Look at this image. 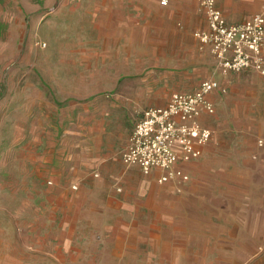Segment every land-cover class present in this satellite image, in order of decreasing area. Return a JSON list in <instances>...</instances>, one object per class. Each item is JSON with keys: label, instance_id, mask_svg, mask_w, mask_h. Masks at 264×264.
I'll return each instance as SVG.
<instances>
[{"label": "rangeland", "instance_id": "1", "mask_svg": "<svg viewBox=\"0 0 264 264\" xmlns=\"http://www.w3.org/2000/svg\"><path fill=\"white\" fill-rule=\"evenodd\" d=\"M167 1L0 0V264H51L85 236L113 238L99 245L136 264H224L231 243L211 235L234 216L264 218L258 74H234L212 96L203 123L215 143L186 168L191 192L167 194L122 162L145 109L216 77L194 36L203 14L181 19L188 0ZM219 1L233 16L248 6Z\"/></svg>", "mask_w": 264, "mask_h": 264}, {"label": "built area", "instance_id": "2", "mask_svg": "<svg viewBox=\"0 0 264 264\" xmlns=\"http://www.w3.org/2000/svg\"><path fill=\"white\" fill-rule=\"evenodd\" d=\"M167 2L161 0L163 5ZM196 2L206 27L196 30L194 36L209 48L221 75L250 72L264 77V9L229 23L216 0ZM217 91L224 93L226 87L207 79L193 92L172 94L165 106L145 109L122 152L123 164L137 166L144 175L155 176L158 185H171L182 193L191 179L187 165L204 153L213 136L201 117L214 113L209 95Z\"/></svg>", "mask_w": 264, "mask_h": 264}, {"label": "crops", "instance_id": "3", "mask_svg": "<svg viewBox=\"0 0 264 264\" xmlns=\"http://www.w3.org/2000/svg\"><path fill=\"white\" fill-rule=\"evenodd\" d=\"M189 2L191 5V10H188L187 8H185V5H187ZM216 2H217V6L222 10L226 20L229 23L240 22L248 18L250 15L254 14L255 12H258L264 9V0H248L247 2L248 6H246L245 8L246 12L245 13L242 12L243 14L241 13V14H237L233 16L230 14L229 7L226 2L222 3L219 0H216ZM187 4H185L184 2H181V5H182L181 19L187 18L188 20L193 22L196 10L199 11L201 14L203 13L200 11L196 0H188ZM240 4L242 5L241 2ZM205 27H206V24L203 28ZM214 73L216 77H213L210 79H216L225 87H228L233 77L236 76L234 74H230L226 77L221 75L219 70L216 68L215 60H214ZM220 93H223V92H219V91L212 92L209 95V99L212 101V96L216 94H220ZM206 116L207 115L203 114L201 117V122L203 125H204L203 122ZM214 143L215 142L212 136L211 140L205 146L204 153L202 156H204L205 154H207V152L211 150ZM188 166L189 164L187 165V167ZM261 175H263L264 177V172H261ZM242 177H244L243 174H241L240 178ZM196 180L197 178L195 176H191L190 182L183 190L185 191L184 193H189L196 187V185L198 184ZM173 191L174 190L166 189L165 193L173 195L175 194ZM225 222L228 224L226 225L227 227L224 229V232H225L224 236H218L214 234L211 235V237H214L217 240L222 239L223 241L231 243L229 247L225 248L226 253L223 255L224 264L240 263L244 259H247L248 256L254 253L256 256L255 264H264V218L248 220L246 218H236L234 216V218H230L229 220ZM228 225L230 228L228 227ZM249 226L255 227V229L254 230L251 229L249 232L247 230V227ZM73 239H78V238L72 237L71 244L73 242L80 243L81 241L84 243H88L89 245L83 246V247L72 246V247H69V249H62V251H60L58 255L54 254L51 256L53 257L51 258V264H136L133 257L126 258L122 256L120 253H118L117 251H115L114 248H111L110 246L105 245L102 247L99 245V243H103V242L112 243L113 240L111 239L113 238H105L104 240H102V238L100 237L85 236V237L79 238L80 240H73ZM205 239H208V237H205ZM163 247L166 248V246H163ZM170 248H172L173 250L174 248L178 249V247L175 245L170 246ZM200 249L201 251L199 250V253L205 254L206 250H203L204 248L202 247ZM164 258H160L161 260L159 264H163ZM197 258H199V256H197ZM147 264H152V263L149 260Z\"/></svg>", "mask_w": 264, "mask_h": 264}]
</instances>
